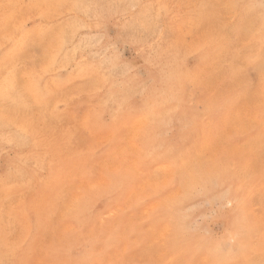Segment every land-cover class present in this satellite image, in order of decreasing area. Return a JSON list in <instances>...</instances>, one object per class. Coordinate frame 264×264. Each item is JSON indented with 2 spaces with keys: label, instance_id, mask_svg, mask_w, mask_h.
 Wrapping results in <instances>:
<instances>
[{
  "label": "rangeland",
  "instance_id": "obj_1",
  "mask_svg": "<svg viewBox=\"0 0 264 264\" xmlns=\"http://www.w3.org/2000/svg\"><path fill=\"white\" fill-rule=\"evenodd\" d=\"M260 5L0 0V264H261Z\"/></svg>",
  "mask_w": 264,
  "mask_h": 264
},
{
  "label": "snow or ice",
  "instance_id": "obj_2",
  "mask_svg": "<svg viewBox=\"0 0 264 264\" xmlns=\"http://www.w3.org/2000/svg\"><path fill=\"white\" fill-rule=\"evenodd\" d=\"M260 7H261V9H264V0H261ZM52 64L54 66L55 59H53ZM261 80H262V83H264V66H262V69H261ZM144 112H145V115H148V116L155 114L154 109H152L150 107H146ZM101 264H104V262L102 261ZM113 264H119V262H113ZM213 264H229V262H227V261H215V262H213ZM261 264H264V261H262Z\"/></svg>",
  "mask_w": 264,
  "mask_h": 264
},
{
  "label": "bare ground",
  "instance_id": "obj_3",
  "mask_svg": "<svg viewBox=\"0 0 264 264\" xmlns=\"http://www.w3.org/2000/svg\"><path fill=\"white\" fill-rule=\"evenodd\" d=\"M174 65H176V64H174ZM172 67H173V66H172ZM186 68H187V67H186ZM163 77H165V76H163ZM107 78H108V77H107ZM160 78H161V77H160ZM167 81H169V80H167ZM165 82H166V81H165ZM163 83H164V82H163ZM166 83H168V82H166ZM164 84H165V83H164ZM204 84H205V83H204ZM208 92H209V91H208ZM227 93H228V92H227ZM176 95H177V94H176ZM224 95H225V94H224ZM220 96H221V95H220ZM101 99H102V98H101ZM147 101H148V100H147ZM166 101H167V100H166ZM170 101H171V100H170ZM103 102H104V101H103ZM154 102H155V101H154ZM120 105H121V104H120ZM150 105H151V104H150ZM169 112H170V111H169ZM169 112H168V113H169ZM257 115H258V114H257ZM261 116H262V115H261ZM158 121H159V120H158ZM149 122H151V121H149ZM123 124H124V123H123ZM207 124H208V123H207ZM87 126H88V125H87ZM216 133H217V132H216ZM143 135H144V134H143ZM235 135H236V134H235ZM110 138H111V137H110ZM0 139H1V138H0ZM122 139H123V138H122ZM126 148H127V147H126ZM259 150H260V149H259ZM146 152H147V151H146ZM148 153H149V152H148ZM150 154H151V152H150ZM126 161H127V160H126ZM210 161H211V160H210ZM210 161H209V162H210ZM210 163H213V162H210ZM208 165H209V163H208ZM208 165H207V166H208ZM209 166H210V165H209ZM211 168H212V167H211ZM250 168H251V167H250ZM212 169H213V168H212ZM212 169H211V171H214V170H212ZM131 171H132V170H131ZM104 172H105V171H104ZM216 172H218L217 169H216ZM216 172H215V173H216ZM211 173H212V172H211ZM213 174H214V173H213ZM213 174H212V175H213ZM215 176L218 177L217 175H215ZM216 177H215V178H216ZM170 178H171V177H170ZM103 183H104V182H103ZM107 186H108V185H107ZM83 188H85V187H83ZM79 189H80V188H79ZM143 196H144V195H143ZM130 202H131V201H130ZM119 211H120V210H119ZM110 215H111V214H110ZM112 215H113V214H112ZM105 216H106V215H105ZM130 224H131V223H130ZM249 230H250V229H249ZM242 235H243V234H242ZM132 240H133V239H132ZM137 241H138V240H137ZM156 241H157V240H156ZM246 242H247V241H246ZM242 245H243V244H242ZM239 246H240V245H238V247H239ZM150 248H151V247H150ZM239 248H240V247H239ZM252 248H253V247H252ZM218 250H219V249H218ZM237 250L239 251L240 249H237ZM241 250H242V252H243V249H241ZM242 252H241V253H242ZM250 252H251V251H250ZM153 253H154V252H153ZM153 253H152V254H153ZM238 253H239V252H238ZM243 254H244V253H243ZM243 254H242V255H243ZM153 255H154V254H153ZM237 255H238V254H237ZM242 255H240V256H242ZM236 257H237V256H236ZM233 258H234V256H233ZM261 258H262L261 256H257V259H258L259 261H261ZM241 259H242V258H241ZM210 260H211V259H210ZM231 260H232V258H231ZM233 260H234V259H233Z\"/></svg>",
  "mask_w": 264,
  "mask_h": 264
}]
</instances>
